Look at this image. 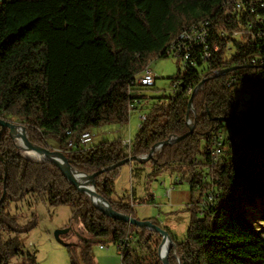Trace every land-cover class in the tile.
Returning a JSON list of instances; mask_svg holds the SVG:
<instances>
[{"label":"trees","instance_id":"trees-1","mask_svg":"<svg viewBox=\"0 0 264 264\" xmlns=\"http://www.w3.org/2000/svg\"><path fill=\"white\" fill-rule=\"evenodd\" d=\"M261 1L259 8L245 0L237 12L228 0H0V120L22 126L35 146L50 149L48 140H55L73 169L95 175V192L113 211L136 220L132 191L126 200L112 197L122 166L108 169L164 143L146 163L128 164L150 166L141 204H154L151 185L162 175L178 176L201 194L190 204L181 242L155 219L143 220L168 234V264H264V237L250 225L264 222ZM199 25L201 45L185 37ZM174 48L190 60L176 59L169 93L146 110L129 143L82 146L83 132L128 123L130 106L155 90V76L152 87L138 78L151 61L173 58ZM257 57L263 61L248 63ZM0 201V264L20 255L37 264L11 237L32 230L16 224L14 203L68 206L69 225L78 221L86 248L123 245L120 264H163L158 233L94 210L50 162L29 160L1 127Z\"/></svg>","mask_w":264,"mask_h":264},{"label":"rangeland","instance_id":"rangeland-1","mask_svg":"<svg viewBox=\"0 0 264 264\" xmlns=\"http://www.w3.org/2000/svg\"><path fill=\"white\" fill-rule=\"evenodd\" d=\"M235 35L236 34H234V36ZM148 66L149 71L156 78L155 90H148L146 92V95L150 98L149 100L143 101L142 104L136 108H129L130 113H133L132 118H130L133 132L131 138H133L137 131V126L135 127V125L144 119V116L139 119V114H145L150 106L158 104V99L162 95H167L169 93L171 88L170 79L176 75L179 64L176 59L166 57L151 61ZM156 90L158 92H155ZM9 123L12 124L11 122ZM128 124L129 121L127 124L123 125H112L115 127H122L126 130ZM108 126L111 127V125H103L91 130L93 135L89 146L94 147L114 140L111 137H105L103 135L104 130L109 128ZM188 126L189 128L192 127L189 122ZM1 130L9 131L7 128H1ZM11 138L16 146L13 131L11 132ZM174 141L175 140H173V142ZM48 145L50 150L59 151L58 144L55 140L49 139ZM16 148L18 149L17 146ZM19 151L28 158L24 152L21 150ZM147 161L148 160L144 163ZM149 171V165L127 164L122 166L119 176L115 181L112 197L115 200L122 197L130 198V190H132L133 186L134 202L136 205L135 215H137V218L139 220L142 218L148 220L155 219L161 228H166L174 235V238L178 240V242H181L186 237L190 224V204L191 202L199 200L201 194L198 189L191 191L190 184L187 181L172 186V182H170L168 175H162L159 178L165 180L166 184L165 187L160 185L159 188H152L153 190L151 193L154 195V204L151 205L153 202L152 200H150L147 205L141 204L139 198L146 187L148 181L146 175ZM156 186L157 185H154V187ZM168 187L172 188L169 197L166 195ZM10 213L12 215H17L16 224L21 228L32 227V230L29 231L13 233L11 237L17 238L20 249L23 253L32 254L37 264H120V257L117 255L114 246L111 244L103 246L104 249L101 250L99 248L100 244L98 243L89 244V248H86L83 239L80 240V238L72 239L71 242H73V247L71 245L68 246V248L59 245L55 241L53 233L60 229H68L69 227L72 229L71 232L78 233L80 236L84 237L80 231L78 221L69 225L71 209L68 206H61L54 210H47L42 206L28 207L26 203H14L11 206ZM250 225L259 230L262 237H264V222L260 218L255 220L251 219ZM167 245L168 244L166 243L164 247H167ZM162 255L163 254H161V256ZM25 263V255H20L12 259L10 264Z\"/></svg>","mask_w":264,"mask_h":264},{"label":"water","instance_id":"water-1","mask_svg":"<svg viewBox=\"0 0 264 264\" xmlns=\"http://www.w3.org/2000/svg\"><path fill=\"white\" fill-rule=\"evenodd\" d=\"M226 73V72H225ZM202 85V83H201ZM193 98V97H192ZM192 98H190L189 100V103H188V110H190L191 108V105H192ZM234 116V113L232 114V117L230 118V120H232ZM222 122V121H221ZM0 127L2 129H9V133H10V136H11V132L18 128L22 131L24 137H25V141L27 143V147H28V150L29 151H32V152H36V153H41L43 154L44 156H46V159L44 160H41V161H35V162H39V163H44V162H50L56 169L57 171V174L65 181H67L68 183H70L71 185L75 186L80 192H82L83 194H85V197H86V202L94 209V210H97V211H100L102 212L103 214H105L107 217H109L110 219H114V220H119V221H122L126 224H129L131 226H135V227H138V228H143V229H148L150 231H154L156 233H158L161 237H162V244L160 246V254H159V257L162 261L163 264H168V261H167V256H168V253L170 251V249L173 247V244L168 236V234L162 230L161 228L153 225L150 221H140V220H136V219H133L131 218L130 216H126V215H122V214H119L115 211H113L110 207V205L108 204V202H106L104 199H102L100 196H98L95 192V181H94V178H95V175H86L85 173H83L82 171L80 170H76V169H73L69 163L67 162V159L63 156L62 153H60V151H52L48 148H42V147H38V146H35L33 144L30 143L29 139H28V135H27V132L26 130L22 127V126H16V125H13V124H10L9 122H4V121H1L0 120ZM193 127L190 128V130L192 131ZM164 143H160V144H157L155 146H153L150 151H149V154L145 157H138V158H132V159H128L126 161H122L120 163H118L116 166H113V167H110L108 170H113L117 167H121V166H124L125 164H128L130 162H139V163H143L145 162L146 160H149L152 155L154 154V152L160 148ZM31 160V159H29ZM31 161H34V160H31ZM63 162L64 165H65V168L71 172L73 175L79 177V178H75V177H68L66 176L60 169L59 167V162ZM82 185L85 190H81L79 188V186ZM92 192L93 195L100 199L101 202L103 204H105L106 206V209H102L100 207H97V206H94L92 204H90L89 202V199H88V192ZM0 204H1V201H0ZM68 232V229H60V230H57L53 233V238L55 239V241L63 246V247H68L65 242L63 241V239H61V237L63 235H65L66 233ZM168 244L167 247H164L165 244ZM163 252V253H162ZM161 254H163L161 256Z\"/></svg>","mask_w":264,"mask_h":264},{"label":"built area","instance_id":"built-area-1","mask_svg":"<svg viewBox=\"0 0 264 264\" xmlns=\"http://www.w3.org/2000/svg\"><path fill=\"white\" fill-rule=\"evenodd\" d=\"M229 3H231L233 6H234V9L237 11V12H241L244 8H243V4L245 3L244 1L245 0H228ZM248 2H257L259 4V8H262L263 5H261L262 1L261 0H246ZM250 11H252L254 9V5L253 4H250V7H248ZM256 19H260L259 16H257ZM260 21V20H259ZM202 26L199 25V26H196V27H193L186 35L185 37L188 38L191 42H198L199 41V45H201L203 42V33L204 31L202 30ZM214 51H217V48L215 47L214 48ZM264 57V54L262 55ZM172 57L175 58V59H180L183 63L184 62H188L190 60V57H189V54L188 53H184L183 52H180L177 48H174L173 52H172ZM209 57L208 54L204 53V58H207ZM263 57H257L255 59H250L248 61V63L250 64H254L256 63V61H263ZM261 59V60H260ZM258 63V62H257ZM138 83L142 86H145V87H152L154 85V76L151 74V72L149 71V69H146L143 73V75L138 78ZM235 94H241V92L238 90V88L236 89V92ZM243 96V95H242ZM241 100V103H240V107H245V103L243 102V99H240ZM134 106H130V108H133ZM92 131H86L84 135H82L79 139L80 141V144L84 147H88L89 144L91 143V140H92ZM125 144H128L129 141H126L124 142ZM69 147H72L71 144L68 145ZM170 182H172V186L174 185H178V184H182V180L178 177V176H173V177H170ZM165 180L161 181V182H153L152 185H151V188L153 189H156V188H159L160 185H162L163 187H165ZM154 185H157L156 187H154ZM152 189V190H153ZM170 192H172V188L171 187H168L167 191H166V195L167 197H169V194ZM153 198H154V195H153ZM209 201L211 199H208ZM123 245H120L119 247H115V251L117 253V255H121V251L123 249ZM101 250L104 249L103 246H100L99 247Z\"/></svg>","mask_w":264,"mask_h":264},{"label":"bare ground","instance_id":"bare-ground-1","mask_svg":"<svg viewBox=\"0 0 264 264\" xmlns=\"http://www.w3.org/2000/svg\"><path fill=\"white\" fill-rule=\"evenodd\" d=\"M243 102L246 103L245 98H243ZM85 132H86V131H85ZM85 132H83V133L81 134V136L84 135ZM13 136H14L15 143H16V146L18 147V149L21 150L22 152H24V153L29 157V159L34 160V161H41V160L46 159V156H44L43 154H41V153H36V152H32V151H29V150H28L27 143H26V141H25V137H24V135H23V133H22V131H21L20 129H18V128L14 129V130H13ZM81 136H80V137H81ZM59 167H60L61 171H62L66 176H68V177L79 178V177L73 175L71 172H69V171L65 168L64 163L61 162V161L59 162ZM79 187H80L81 190H83V191L85 190V188H84L82 185H80ZM87 192H88V191H87ZM88 199H89L90 204H92V205H94V206H97V207H100V208H102V209H106L105 204H103V203L101 202L100 199L96 198V197L93 195L92 192H88ZM162 253H163V252H162Z\"/></svg>","mask_w":264,"mask_h":264},{"label":"crops","instance_id":"crops-1","mask_svg":"<svg viewBox=\"0 0 264 264\" xmlns=\"http://www.w3.org/2000/svg\"><path fill=\"white\" fill-rule=\"evenodd\" d=\"M137 112V111H136ZM132 115H133V113H130V117H129V124H128V126L126 127V130H124L122 127H115L114 125H111V127H109V128H107V129H105L104 130V133H103V135L105 136V137H111V138H113L114 140L113 141H115V140H120V141H123V142H125V141H129V139H131V135H132V127H131V124H130V118H132ZM144 116V114H139V119H141L142 117ZM139 124H140V122H138L136 125H135V127L137 126V128H136V130L138 129V127H139ZM91 147V146H90ZM131 168V167H130ZM131 171V170H130ZM120 178V177H119ZM130 191H132V199H133V201H134V188H133V186H132V190H130ZM144 197H145V191H143L142 192V195L140 196V200L141 199H144ZM117 199H119V198H117ZM125 200H126V198H125ZM136 206V205H135ZM135 206H134V213L136 214V212H135ZM136 217H137V215H135ZM146 218H142V219H140V220H145ZM172 234V233H171ZM173 235V234H172ZM174 236V235H173Z\"/></svg>","mask_w":264,"mask_h":264},{"label":"flooded vegetation","instance_id":"flooded-vegetation-1","mask_svg":"<svg viewBox=\"0 0 264 264\" xmlns=\"http://www.w3.org/2000/svg\"><path fill=\"white\" fill-rule=\"evenodd\" d=\"M72 229H70V227L68 228V232L62 236V239L63 241L65 242V244L67 246H71L73 247V242H71L72 239H77V238H80V240L83 239V242H86V240H84V238L82 236H80L78 233H74V232H71ZM68 248V247H66Z\"/></svg>","mask_w":264,"mask_h":264}]
</instances>
